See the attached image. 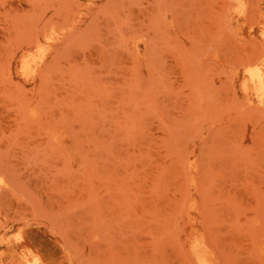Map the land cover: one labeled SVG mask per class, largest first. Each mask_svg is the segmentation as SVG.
<instances>
[{
  "label": "rangeland",
  "instance_id": "obj_1",
  "mask_svg": "<svg viewBox=\"0 0 264 264\" xmlns=\"http://www.w3.org/2000/svg\"><path fill=\"white\" fill-rule=\"evenodd\" d=\"M0 264H264V0H0Z\"/></svg>",
  "mask_w": 264,
  "mask_h": 264
},
{
  "label": "bare ground",
  "instance_id": "obj_2",
  "mask_svg": "<svg viewBox=\"0 0 264 264\" xmlns=\"http://www.w3.org/2000/svg\"><path fill=\"white\" fill-rule=\"evenodd\" d=\"M248 78H249V76H248ZM245 90H246V92H247L249 95L252 94L251 90H250L248 87H245Z\"/></svg>",
  "mask_w": 264,
  "mask_h": 264
}]
</instances>
